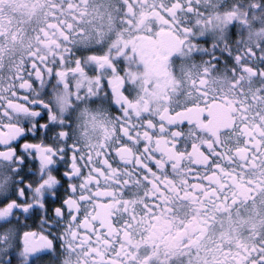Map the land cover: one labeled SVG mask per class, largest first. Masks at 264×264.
Instances as JSON below:
<instances>
[{
	"label": "clouds",
	"instance_id": "1",
	"mask_svg": "<svg viewBox=\"0 0 264 264\" xmlns=\"http://www.w3.org/2000/svg\"><path fill=\"white\" fill-rule=\"evenodd\" d=\"M37 125L49 159L0 148V264H260L264 0H0V143Z\"/></svg>",
	"mask_w": 264,
	"mask_h": 264
},
{
	"label": "snow or ice",
	"instance_id": "2",
	"mask_svg": "<svg viewBox=\"0 0 264 264\" xmlns=\"http://www.w3.org/2000/svg\"><path fill=\"white\" fill-rule=\"evenodd\" d=\"M34 115H36V114L34 113ZM40 127H41V125H37L36 136L35 137L32 134L21 135V136L18 137V139L23 142V147L21 146V144L15 143L14 141H12V142H10L7 145H5L3 143H0V148H3L5 146L11 147L12 144L14 143L15 144L14 150L17 153V156H19V157H21L23 159V163L24 164H27L28 157L25 154V151L23 149L30 150L32 155H40L43 160L49 159L47 154L50 151L53 150V146L50 145V144H41V143L32 142V141L35 140L36 137L39 136ZM73 167H75V165H73ZM21 170H23V165H22V169ZM24 179L25 180L28 179V175L27 174L24 176ZM23 183H24V180H21L20 184L23 185ZM225 183H226V180L224 178L220 177L219 175H217L215 182H211L210 181L211 187L209 188V191L210 192H217L216 185L219 184V186L221 188H223ZM28 191H29V189L27 187H23V189H22L23 197H25V198L27 197ZM217 194H218V192H217ZM12 198H13V204H19L21 206L19 208H12L13 212H18V213H20L22 215L25 214V213H27L28 215H32L33 214L32 210H30L27 207V205L25 203V199H22L21 195H17L15 190H13V192H12ZM5 203H7V198H5L3 200H0V205H3ZM64 205H65V207L68 206V201L67 200L64 202ZM56 211L59 212V213H62L63 212V208H57ZM73 219L80 220V216L76 215V216L73 217ZM43 223H44V221L42 220L41 224H43ZM24 235H25L26 238H28L27 239V243H29L30 245L36 246L37 254H36L35 258L39 259L40 256L42 254H44L43 245L46 244V243H49V241L47 239V236L44 235L42 230L40 232H31V231L30 232H25ZM107 239L108 238L105 237L104 240L102 241V243H107ZM240 259H242V257H238L237 258V264H239ZM113 264H115V262H113ZM260 264H264V254L261 255Z\"/></svg>",
	"mask_w": 264,
	"mask_h": 264
}]
</instances>
